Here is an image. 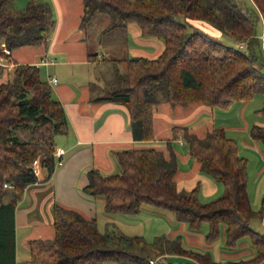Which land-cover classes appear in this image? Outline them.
I'll list each match as a JSON object with an SVG mask.
<instances>
[{
	"label": "trees",
	"instance_id": "obj_1",
	"mask_svg": "<svg viewBox=\"0 0 264 264\" xmlns=\"http://www.w3.org/2000/svg\"><path fill=\"white\" fill-rule=\"evenodd\" d=\"M11 1L0 0V42L10 50L46 43L55 23L51 4L28 0L23 8L13 11ZM82 1L80 27L105 14V31L135 22L143 35L163 41V49L155 57L106 59L111 62L112 80L104 95L95 100L126 106L134 140L154 139L153 114L161 101L226 109L234 101L248 100L260 92V111L264 112V0H252L255 7L247 10L233 0ZM175 14L183 15L184 22L176 20ZM258 19L262 21L260 34L256 31ZM188 25L192 27L190 32ZM221 34L243 46L220 42ZM0 56L12 63V67L0 64V72L6 73L0 81V264H15V208L41 169L48 178L61 163V155H55V136L66 132L68 121L51 84L40 75L39 65L10 59L1 46ZM120 63H124L123 69ZM171 131L166 150L155 146L120 149L115 151L118 171L87 169L82 190L102 197L108 214L136 213L143 204H150L169 210L192 231L206 221L207 243L219 237L220 227L225 243L231 247L249 235L254 254L224 264H259L264 260V238L250 221L254 216L264 219V197L261 207L252 209L247 159L239 155L235 139L221 126L202 135L185 124L172 125ZM250 134L264 143V125L253 124ZM173 139L186 145L201 173L222 184V195L200 202L199 182L189 190L176 188L178 163ZM52 214L53 235L28 239L30 256L21 264H150V258L173 254L193 257L198 264H223L207 251L185 248L179 235L160 234L147 241L141 235L121 231L111 222L101 231L95 217H85L56 202Z\"/></svg>",
	"mask_w": 264,
	"mask_h": 264
},
{
	"label": "crops",
	"instance_id": "obj_2",
	"mask_svg": "<svg viewBox=\"0 0 264 264\" xmlns=\"http://www.w3.org/2000/svg\"><path fill=\"white\" fill-rule=\"evenodd\" d=\"M42 1H48L51 4L55 18L47 42L9 49V58L17 62L34 63L45 67L44 78L48 82L50 77H55L56 81L49 83L54 97L64 108L68 127L65 133L57 134L60 137L55 136L57 148L63 149L61 163L48 178H45V171L41 169L37 180L26 186L23 197L15 208V264H21L20 262L29 258L28 239L53 235L52 206L55 202L74 208L85 217L96 219L94 200L99 199L103 204V199L100 196L87 195L82 190L83 185L87 183V169L95 167L103 173L118 171L119 165L115 151L120 149L155 146L166 150V141L171 138L172 125L185 124L198 135L214 127L213 108L205 104L172 105L167 101H161L156 105L153 114L154 139L134 140L129 127L126 106L110 101L95 100L96 97L104 95L111 81V76L109 77L111 62L106 60L108 58L106 54L110 55V53L100 48L108 44L105 41L102 43L99 39L96 49H90L87 40V25L84 28L79 26L83 1ZM105 18V23H108V18ZM106 26L107 24L97 29L100 36H108L104 30ZM112 30L110 31L116 37H122L125 40L123 47L125 56L120 58L139 55L155 57L163 49L161 39L143 35L135 22H129L125 28ZM119 67L123 69L124 63H120ZM2 72L5 73L4 70ZM225 127L237 129L242 126ZM176 140L173 139L172 144ZM179 143L185 145L180 139ZM259 152L264 158V150L260 148ZM176 153L180 161L189 163L187 168H182L177 164L175 184L177 189L182 190L184 186L179 184L183 179H193L201 172L196 160L189 155L187 150L185 152L176 151ZM261 170H264V161L259 172ZM204 180L209 182V179L204 178ZM215 188H217L216 185L213 186V189ZM105 215L108 218L111 217L108 213ZM168 220L174 224L168 229L166 235L170 237L179 235L181 239L183 234L187 243L202 245L200 237L194 233L197 231L188 229L185 222L172 220L170 217ZM261 221L264 223V219ZM211 244L205 241L208 249H213ZM244 244L245 242H242L240 247ZM222 250L218 253L221 257H240L248 253L245 248Z\"/></svg>",
	"mask_w": 264,
	"mask_h": 264
},
{
	"label": "rangeland",
	"instance_id": "obj_3",
	"mask_svg": "<svg viewBox=\"0 0 264 264\" xmlns=\"http://www.w3.org/2000/svg\"><path fill=\"white\" fill-rule=\"evenodd\" d=\"M28 0H12L10 2V7L13 11L20 10L24 7ZM237 4H239L243 10L254 8V4L252 0H233ZM96 19L93 18L87 23V31H88V43L91 50L96 49L97 40L99 39L102 43L105 41L108 46L105 47L100 46L102 50L110 53L106 54V57H114L120 58L121 56H125L123 49L125 40L122 37H116L113 32L106 31L105 34L108 36H100L98 34L97 29L103 28L107 23H105V14H99ZM176 20L184 22V16L181 14H175L173 16ZM104 24V25H103ZM102 25V27H101ZM113 31V30H112ZM192 31L191 26H187V32ZM257 34L262 32V21L258 19L256 24ZM111 40H108L110 39ZM219 41L230 46L237 47L239 43H237L233 38L226 34H221L218 37ZM107 59V58H106ZM8 67H12V63H7ZM40 67V75L45 77V67ZM110 67V74L112 80V67ZM7 71V70H6ZM6 78V73L0 72V79L4 80ZM107 89V88H106ZM105 89V91H106ZM263 105V98L260 92H256L253 97L248 100H237L234 101L228 108L223 109L219 107H213V124L214 126H222L225 128L226 134L235 139L238 147V153L241 156H244L247 159V190L249 195V201L252 209L258 210L261 207L262 199L264 197V170L259 172V168L264 161V158L261 157L259 149L264 150V143L259 140L254 139L250 134V128L253 124L264 125V112L260 111ZM239 125L242 127L239 128H228L225 126H233ZM57 137H60L57 135ZM58 143V141H57ZM60 144V143H59ZM173 146L176 151L185 152L187 150L186 145H182L179 143V139L173 142ZM177 163L182 168H187L189 163L183 162L177 156ZM119 170V168H118ZM203 174V176H202ZM205 175V176H204ZM208 175L201 173L196 175L193 179H183L179 185L184 186V190L190 189L192 186L194 187L196 181H199L200 191L198 193V200L200 202H208L213 200L220 195L223 194L224 188L222 184L215 181L213 178H207ZM204 178L209 179V182H206ZM211 185V186H210ZM216 185L217 188L213 189V186ZM95 216L96 223L98 228L101 231L105 230L107 221L114 223L121 231L127 234H135L143 236L147 241H152L155 235L167 234L168 229L173 227L172 222L168 220V218H174L173 214L165 208L155 207L150 204H143L141 209L136 213H109L111 217H107L104 212L103 204L101 200L95 199ZM155 209V210H154ZM169 211V212H168ZM250 225L257 231H261L264 229V223H262L261 218L258 216H254ZM208 223L206 221L202 222L199 226L197 232H194L201 239V244L205 246L204 235L208 231ZM182 245L185 248L192 249L194 251L204 252L209 250L211 257L220 261L221 263H225L227 260H238V259H247L250 258L254 254L253 246L251 243V239L249 235H245L241 237L236 244L233 246H228L225 243L223 228L220 227V235L219 237L212 242L211 246L213 249H208L206 246L198 244H189L187 243L186 237L182 234L181 236ZM245 242L244 246L240 247V244ZM245 248L248 250L247 254L237 257H221L218 253L219 251L236 250ZM253 250V252H252ZM163 264L172 263V264H198L197 261L190 256L186 255H167L159 257ZM103 264H121L118 262L112 261H104ZM259 264H264V260H262Z\"/></svg>",
	"mask_w": 264,
	"mask_h": 264
},
{
	"label": "built area",
	"instance_id": "obj_4",
	"mask_svg": "<svg viewBox=\"0 0 264 264\" xmlns=\"http://www.w3.org/2000/svg\"><path fill=\"white\" fill-rule=\"evenodd\" d=\"M0 46H1V50L5 53V54H9V48L5 46V44L3 42H0ZM239 47H242L243 46V43H239L238 45ZM0 64L1 65H5L8 67V64L5 62L4 58L2 56H0ZM56 79L55 77H50L49 78V82L50 83H53L55 82ZM63 153V149L62 148H57L56 151H55V155L58 157L60 156L61 154ZM33 167H34V170L37 172L38 171V162L35 160L34 163H33ZM262 235H263V238H264V229L262 230ZM149 263L150 264H160L161 263V260L159 257H154V258H150L149 259Z\"/></svg>",
	"mask_w": 264,
	"mask_h": 264
}]
</instances>
